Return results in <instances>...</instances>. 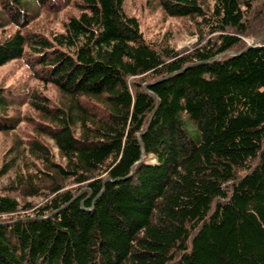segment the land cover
<instances>
[{"label":"trees","instance_id":"obj_1","mask_svg":"<svg viewBox=\"0 0 264 264\" xmlns=\"http://www.w3.org/2000/svg\"><path fill=\"white\" fill-rule=\"evenodd\" d=\"M63 1L0 0V28L16 26L0 66L27 57L59 93L28 92L43 165L19 170L14 141L0 166V264H264V39L242 38L257 0H159L198 24L183 48L147 40L125 0L26 29ZM14 99L0 87V131Z\"/></svg>","mask_w":264,"mask_h":264},{"label":"rangeland","instance_id":"obj_2","mask_svg":"<svg viewBox=\"0 0 264 264\" xmlns=\"http://www.w3.org/2000/svg\"><path fill=\"white\" fill-rule=\"evenodd\" d=\"M201 1L206 5H212V0ZM80 2L81 0H64L60 7L36 6L33 10L35 9L38 13L32 14L31 21L26 26V29L46 33L62 31L66 19L71 15L80 13L78 4ZM124 7L128 14L138 18L145 38L154 44H169L177 48H183L192 45L200 38V28L194 19L167 14L160 5L159 0H125ZM246 20L248 29L242 35L244 43L258 42L264 39V0L255 1L250 13L246 14ZM15 29L16 26L13 24L0 28V40L13 33ZM205 34L206 38L203 42L208 38L215 40L219 37V33L212 34L209 32ZM0 87L4 88L9 93V96L15 97L12 101L15 108L10 113L14 114L15 112V115L19 117V122L14 130L10 132L0 131V166L13 155L9 153V148L14 141H18L19 145L16 154L21 165L19 170L22 172H34L39 168L32 161H36L38 166L43 164L35 160L27 149L25 150L30 142L36 138L33 124L36 113L27 102L28 92L33 89L43 91L48 93L54 100L58 97V90L51 83L47 84L34 75L27 57L15 59L0 66ZM40 139L51 145L55 153L54 161L60 162L64 160L60 157L58 147L54 145L52 139L46 135L40 136ZM15 170L10 171L2 179V185H5L14 177ZM68 186L74 188L77 187V184L69 183ZM29 199L39 200L38 197H29Z\"/></svg>","mask_w":264,"mask_h":264},{"label":"bare ground","instance_id":"obj_3","mask_svg":"<svg viewBox=\"0 0 264 264\" xmlns=\"http://www.w3.org/2000/svg\"><path fill=\"white\" fill-rule=\"evenodd\" d=\"M209 6V5H208ZM210 8V7H209ZM230 28V27H229ZM231 29V28H230ZM232 30H234V29H232ZM135 78V77H134ZM47 95V94H46ZM29 96V95H28ZM41 96H42V94H41ZM48 96V95H47ZM43 97H44V95H43ZM42 97V98H43ZM38 99H40V96H39V98ZM48 99V98H47ZM45 100V99H44ZM45 101H47V100H45ZM49 101H50V98H49ZM51 101H52V98H51ZM41 103H42V101H40ZM47 103V102H46ZM50 103H53V101L52 102H50ZM30 104V103H29ZM45 104V103H44ZM53 104H55V103H53ZM52 104V105H53ZM47 107H50V106H47ZM53 107V106H52ZM32 108V107H31ZM37 110V109H36ZM140 162V161H139ZM138 165V164H137ZM136 170V169H135Z\"/></svg>","mask_w":264,"mask_h":264},{"label":"water","instance_id":"obj_4","mask_svg":"<svg viewBox=\"0 0 264 264\" xmlns=\"http://www.w3.org/2000/svg\"><path fill=\"white\" fill-rule=\"evenodd\" d=\"M254 43V42H253Z\"/></svg>","mask_w":264,"mask_h":264}]
</instances>
